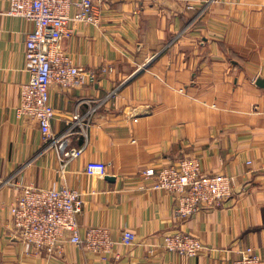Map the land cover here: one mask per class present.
Returning <instances> with one entry per match:
<instances>
[{
  "label": "crops",
  "instance_id": "1",
  "mask_svg": "<svg viewBox=\"0 0 264 264\" xmlns=\"http://www.w3.org/2000/svg\"><path fill=\"white\" fill-rule=\"evenodd\" d=\"M72 1L71 19L83 0ZM93 3L97 23L70 20L63 45L97 81L50 88L53 131L84 147L63 179L39 123L17 112L34 24L0 0V264H232L246 247L264 253V0ZM186 156L201 157L204 173L231 176L233 192L178 220L175 197L142 187L141 171ZM91 160L106 163L107 174H86ZM64 183L84 196L82 235L103 226L120 241L131 229L134 245L117 244L105 257L74 244L48 253L13 234L9 205L24 185ZM174 232L195 235L205 249L197 257L151 252L148 244Z\"/></svg>",
  "mask_w": 264,
  "mask_h": 264
},
{
  "label": "built area",
  "instance_id": "2",
  "mask_svg": "<svg viewBox=\"0 0 264 264\" xmlns=\"http://www.w3.org/2000/svg\"><path fill=\"white\" fill-rule=\"evenodd\" d=\"M10 3L9 15L23 17L34 24L25 43V70L29 78L21 85L17 112L39 123L46 144L56 150L65 179L66 168L83 154L84 147L71 146L68 132L58 134L53 131L55 108L50 88L52 84H58L69 89L97 81L98 73L76 65L63 45L64 38L72 32L68 26L70 20L97 23L95 5L93 0L76 3L80 10L71 19L68 13L72 0H10ZM107 70L103 67L101 72ZM80 121V115L76 114L70 124L74 126ZM202 165L201 157L186 156L167 165L146 168L141 171L142 187L173 195L176 199L174 217L187 219L201 209L222 205L232 196V177L204 173ZM85 171L89 176L102 177L107 174V164L91 160ZM84 207L83 194L67 183L59 188L24 185L9 205L13 234L48 253H62L66 244H74L105 257L117 244L134 245L136 235L131 229L123 231L120 241L113 239L110 229L103 226H92L82 235L79 216ZM147 246L151 252L162 248L187 257H197L205 249L198 237L183 232L167 233L159 243ZM232 264H264V253L255 247H246L239 251Z\"/></svg>",
  "mask_w": 264,
  "mask_h": 264
},
{
  "label": "water",
  "instance_id": "3",
  "mask_svg": "<svg viewBox=\"0 0 264 264\" xmlns=\"http://www.w3.org/2000/svg\"><path fill=\"white\" fill-rule=\"evenodd\" d=\"M107 179L108 180H115V178L114 177H111V176H107Z\"/></svg>",
  "mask_w": 264,
  "mask_h": 264
}]
</instances>
